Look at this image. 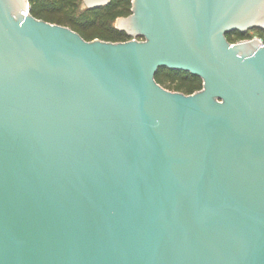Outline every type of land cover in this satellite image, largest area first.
I'll list each match as a JSON object with an SVG mask.
<instances>
[{"label":"water","instance_id":"95a60500","mask_svg":"<svg viewBox=\"0 0 264 264\" xmlns=\"http://www.w3.org/2000/svg\"><path fill=\"white\" fill-rule=\"evenodd\" d=\"M28 7L0 0V264H264V44L226 37L264 0H131L119 42Z\"/></svg>","mask_w":264,"mask_h":264},{"label":"trees","instance_id":"16d2710c","mask_svg":"<svg viewBox=\"0 0 264 264\" xmlns=\"http://www.w3.org/2000/svg\"><path fill=\"white\" fill-rule=\"evenodd\" d=\"M79 2L80 0H29L28 11L37 19L69 27L85 40L97 38L119 42L130 39L124 31L114 26V22L119 17L130 15L131 0H110L105 6L83 10H79ZM256 31L264 34V31ZM246 33L233 32L226 37L230 42H236L246 39ZM155 80L168 90L185 94H191L202 87L199 77L167 68H160Z\"/></svg>","mask_w":264,"mask_h":264},{"label":"rangeland","instance_id":"374dc122","mask_svg":"<svg viewBox=\"0 0 264 264\" xmlns=\"http://www.w3.org/2000/svg\"><path fill=\"white\" fill-rule=\"evenodd\" d=\"M84 5H83V0H80V2H79V10H83V7ZM114 26H116V22H114ZM246 39H251V38H253V37H257V38H260V39H264V34H262V33H259L258 31H256V30H251V31H248L247 33H246ZM170 91H172V90H170Z\"/></svg>","mask_w":264,"mask_h":264},{"label":"built area","instance_id":"2783aa9c","mask_svg":"<svg viewBox=\"0 0 264 264\" xmlns=\"http://www.w3.org/2000/svg\"><path fill=\"white\" fill-rule=\"evenodd\" d=\"M262 40V39H261ZM262 42H263V40H262ZM263 44H264V42H263Z\"/></svg>","mask_w":264,"mask_h":264},{"label":"flooded vegetation","instance_id":"af4514ba","mask_svg":"<svg viewBox=\"0 0 264 264\" xmlns=\"http://www.w3.org/2000/svg\"><path fill=\"white\" fill-rule=\"evenodd\" d=\"M241 40H245V39H241Z\"/></svg>","mask_w":264,"mask_h":264}]
</instances>
